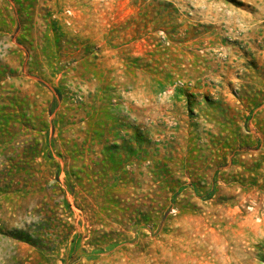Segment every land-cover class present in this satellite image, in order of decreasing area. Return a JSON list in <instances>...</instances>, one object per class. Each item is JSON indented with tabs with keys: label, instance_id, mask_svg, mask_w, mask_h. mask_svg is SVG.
Wrapping results in <instances>:
<instances>
[{
	"label": "rangeland",
	"instance_id": "obj_1",
	"mask_svg": "<svg viewBox=\"0 0 264 264\" xmlns=\"http://www.w3.org/2000/svg\"><path fill=\"white\" fill-rule=\"evenodd\" d=\"M0 264H264V0H0Z\"/></svg>",
	"mask_w": 264,
	"mask_h": 264
}]
</instances>
